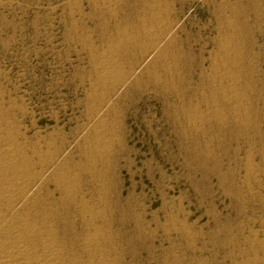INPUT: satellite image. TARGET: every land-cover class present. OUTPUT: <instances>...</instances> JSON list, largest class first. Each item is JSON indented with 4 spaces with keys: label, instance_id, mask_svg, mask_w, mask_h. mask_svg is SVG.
<instances>
[{
    "label": "rangeland",
    "instance_id": "rangeland-1",
    "mask_svg": "<svg viewBox=\"0 0 264 264\" xmlns=\"http://www.w3.org/2000/svg\"><path fill=\"white\" fill-rule=\"evenodd\" d=\"M97 1L0 0V103L29 150L64 152L71 199L54 174L40 192L61 238L96 227L110 264H264V0ZM118 47L124 84L100 88Z\"/></svg>",
    "mask_w": 264,
    "mask_h": 264
},
{
    "label": "bare ground",
    "instance_id": "bare-ground-1",
    "mask_svg": "<svg viewBox=\"0 0 264 264\" xmlns=\"http://www.w3.org/2000/svg\"><path fill=\"white\" fill-rule=\"evenodd\" d=\"M98 1L103 2V4L107 7V9H111L115 6V0H98ZM101 11H102V9H101ZM153 12L154 11H151V13H153ZM155 12H156V10H155ZM156 17L157 16L155 15V18ZM162 18H165V17H162ZM106 19H108V18H106ZM157 20H159V21H157ZM157 20H156L157 22L154 21L155 25H153V24L147 25L142 30V36L147 41V46L145 48V51L148 53V55L153 56V57H155V56L159 57L163 53L162 52V46H163L162 44L166 40V36L168 37L170 35V34L167 35L168 30H166V28L164 26L165 20L163 19L164 20L163 21L162 19H159V18ZM119 51H120L119 47L118 48H112L110 53L108 51H106L108 53L107 54L104 53L105 55L103 54V56H101L99 63L97 64V68H96V71L98 74L97 76H99V78L97 80H99L100 88L101 87L102 88H116V87L118 88V86H120V85L122 86L123 81H125L124 76L126 74L124 75V72H123L124 69H123V67L120 66V64L118 62V58H119L118 52ZM163 51H165V50H163ZM161 57H163V55ZM108 90H110V89H108ZM105 91H107V90H105ZM105 102H104V104H105ZM107 102H109V101H107ZM100 104H101V102H100ZM102 104H103V102H102ZM109 104L107 103L104 106H107V105L109 106ZM8 107L10 108V106H8ZM8 107H6V108H8ZM98 110H99V108H98ZM98 110H97V113H99ZM238 111H240V110H238ZM10 112L8 110H5L3 108V104L1 106V103H0V264H110V262L108 263V262H105V260H104L105 254H103L102 249H104V247H107V246L103 245L104 247L102 248L101 240L104 243V240L102 239L103 237L101 235L102 231L101 232L99 230L94 231V229L96 228L95 226H93V227H95L92 230L93 234H90L91 233L90 232L89 235L86 234V236H84V234H85L84 233L83 237L80 236L81 239H79L78 241L72 242V241H70L69 236H68L69 239H67L65 236L67 241L69 240L71 243L76 242L77 245H72L71 243L68 245L64 241L66 239L63 240L61 238L60 231H62V230L59 229V224H60V221L62 219V216L60 215L61 213L59 214V212L57 211L58 206L60 207V205L57 206V208H56L57 210H56L55 207H53V205H55V204L52 203L54 200L52 202L51 201H41L45 197L41 198L43 195H40V192H41L42 188L44 187L45 183L48 182L47 178L49 177V175L54 174V175H56L55 178H57L56 183L54 182V184H56L58 186V188H56V189L60 188L63 195H65L66 197H69L70 195H72L71 193L74 190V186L71 184V182L69 180L70 179L69 174H66V171L68 169L65 171V174H64V172H63V168H64L63 166L64 165H61V163H60V160H61L60 158L64 156L62 154L63 151H60L61 155H58L59 154L58 149H57L58 152L55 151L58 154L52 152L51 149H49V148H47V152H45V153L40 152L39 151L40 149L38 150L34 146L33 147L35 149L29 150L30 145H32V144H30V145L28 144L29 145V148H28L23 143V141H25V140H22V137L24 135L22 136V134H21L22 132L20 131L21 125L19 127V124L16 122L17 120L15 121L13 119V117L11 116L14 113L10 114ZM100 115H101V112H100ZM102 124H103V122H102ZM92 126H93V124H92ZM93 127H95V126H93ZM94 129H95L94 133H92V134L97 139H94V141L96 140V142L93 141L94 144L92 143V145L89 147V149L92 150L94 152V154H97V153L101 154L102 151L100 152V150L103 149V147L105 149V146H106L105 144H103V143H105L103 138L106 134V130H105V127L97 126V125ZM51 143H55V142L51 141ZM51 143L49 145H51ZM46 145H48V144L46 143ZM39 148H42V147L40 146ZM48 150H50V151H48ZM88 155H89V153H88ZM90 155H93V154H90ZM107 166H109V165H107ZM53 176H51V177H53ZM53 186H55V185H53ZM51 191H49V192L52 193ZM44 193H46V191ZM46 195H47V193H46ZM52 195H53V193H52ZM59 195H60V193H59ZM51 199H52V197H51ZM83 202H85V201H83ZM83 202H82V204H84ZM59 203H60V201H59ZM70 203H73V202H70ZM72 205L73 204H71L70 206H72ZM61 207L63 209V205H61ZM73 208H76V207H73ZM80 208H81V206H80ZM80 208L78 210H80ZM66 210H67V208H66ZM63 211L65 212V210H63ZM64 214H62V215L64 216ZM92 215H94V214H92ZM67 216H68V214H67ZM77 216H79V215H77ZM90 217H92V216H90ZM102 218H103V216H102ZM64 220H66V219H64ZM86 220H88V219H86ZM96 222H97V218H96ZM68 223L69 222L67 221V224ZM67 224H66V226H67ZM87 224L88 223L86 222V224H84V225L86 226ZM69 225H68V227H69ZM90 225L87 227L84 226V228L86 229V228L90 227ZM93 225H95V224H93ZM81 226H82V224L80 225V227ZM62 227H64V226L61 225V228ZM71 227H69V228H71ZM69 228H67V229H69ZM81 229H83V228L81 227ZM102 230H104V229H102ZM63 232H64V230H63ZM65 232H68V230L67 231L65 230ZM104 238L106 240V236ZM105 242H107V241H105ZM111 244H113V243H111ZM76 246L78 248H76ZM108 250H109V248H108ZM109 260H111V259H109ZM113 260H115V259L113 258ZM115 261H117V260H115Z\"/></svg>",
    "mask_w": 264,
    "mask_h": 264
}]
</instances>
